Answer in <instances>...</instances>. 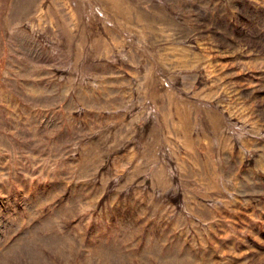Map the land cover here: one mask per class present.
Segmentation results:
<instances>
[{
  "label": "rangeland",
  "instance_id": "374dc122",
  "mask_svg": "<svg viewBox=\"0 0 264 264\" xmlns=\"http://www.w3.org/2000/svg\"><path fill=\"white\" fill-rule=\"evenodd\" d=\"M0 264H264V0H0Z\"/></svg>",
  "mask_w": 264,
  "mask_h": 264
}]
</instances>
